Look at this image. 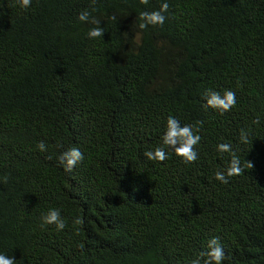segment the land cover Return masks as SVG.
<instances>
[{
  "label": "trees",
  "instance_id": "trees-1",
  "mask_svg": "<svg viewBox=\"0 0 264 264\" xmlns=\"http://www.w3.org/2000/svg\"><path fill=\"white\" fill-rule=\"evenodd\" d=\"M164 2L0 0V254L16 264H191L217 236L223 264H264V0H167L140 29ZM226 89L231 111L206 107ZM170 116L200 128L194 163L144 155ZM221 143L253 164L227 184ZM53 208L61 231L42 226Z\"/></svg>",
  "mask_w": 264,
  "mask_h": 264
},
{
  "label": "clouds",
  "instance_id": "clouds-1",
  "mask_svg": "<svg viewBox=\"0 0 264 264\" xmlns=\"http://www.w3.org/2000/svg\"><path fill=\"white\" fill-rule=\"evenodd\" d=\"M95 0H93V3ZM141 4H148V0H140ZM18 4L22 9H28L32 5V0H18ZM169 4L167 0L161 4L160 9L152 12H141L139 28L146 29L149 25L152 26H163L168 12ZM91 14L87 10H83L79 13L77 19L80 22H90L97 25L88 32V37L95 39L103 37L104 29L100 27V21L98 19L90 18ZM116 19L115 16L112 17ZM206 96V107L217 109L221 115L231 111L236 104V93L232 90H225L223 94L209 90L205 94ZM254 123H259L257 118ZM202 125V122H197ZM193 125L181 126L180 122L170 116L167 120V128L162 137V146L156 147L154 150H150L144 153L150 161L164 162L169 158L166 149H171L174 154L182 159L185 164L194 163L198 159V153L195 150V146L201 140V136L198 134L200 131L199 127L193 130ZM241 138L243 143H247V134L241 130ZM37 149L40 151H47V147L44 141H40L37 144ZM217 150L221 153H228L231 157L228 166L223 171H217L215 173V179L223 184H227L229 179L233 176L241 175L245 167L249 170L253 168V164L250 161H245L244 167L241 166L240 158L236 155L232 145L228 143H221L217 145ZM84 160V154L78 147H72L68 151L61 153L58 156L59 165L63 166L66 171L71 172L74 167ZM7 178L5 177V182ZM42 226L43 225H54L57 231L65 229L66 222L61 215L59 209H50L46 214L42 215ZM73 224H82V220L77 217ZM225 259L224 248L220 244V237H213L207 243V251L201 252L198 256L191 261V264H223ZM0 264H16L14 258L8 257L4 254H0Z\"/></svg>",
  "mask_w": 264,
  "mask_h": 264
}]
</instances>
